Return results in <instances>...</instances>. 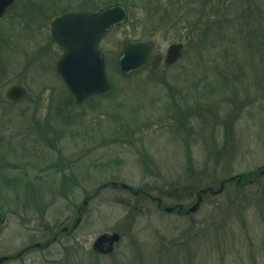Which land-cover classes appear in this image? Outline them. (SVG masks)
Masks as SVG:
<instances>
[{
	"label": "rangeland",
	"instance_id": "obj_1",
	"mask_svg": "<svg viewBox=\"0 0 264 264\" xmlns=\"http://www.w3.org/2000/svg\"><path fill=\"white\" fill-rule=\"evenodd\" d=\"M37 1L0 29V264H264V0H85L122 2L130 20L100 43L111 91L82 105L50 25L83 0ZM126 38L163 56L185 48L155 74L124 76ZM14 84L22 100L6 97ZM229 178L186 214L194 188ZM113 232V252L97 253Z\"/></svg>",
	"mask_w": 264,
	"mask_h": 264
},
{
	"label": "water",
	"instance_id": "obj_2",
	"mask_svg": "<svg viewBox=\"0 0 264 264\" xmlns=\"http://www.w3.org/2000/svg\"><path fill=\"white\" fill-rule=\"evenodd\" d=\"M11 3L12 0H0V17ZM127 21V9L121 4L109 5L96 12H70L53 20L51 39L65 51L57 62V70L78 105L90 96L103 94L110 90L111 84L106 72L105 55L99 50L98 44L109 30ZM154 47L152 40L125 39L121 44L116 61L120 73L130 75L147 67L158 69L163 56L160 53H154ZM183 48V43L171 44L164 58L165 64H174L181 57ZM26 95L27 89L20 84L11 86L6 94L7 98L13 101L20 100ZM122 187L128 188V185L123 184ZM223 190L224 183L217 190L209 188L202 190V193L206 194L209 191L221 194ZM202 200V196L199 195L196 203L188 209L186 214L196 213ZM173 210V207L165 208L167 212ZM4 220L5 213H0V223ZM80 222L81 217L73 227L76 228ZM120 239L121 235L117 232L103 233L95 240L93 249L97 253L110 254ZM7 258L1 257L0 262Z\"/></svg>",
	"mask_w": 264,
	"mask_h": 264
},
{
	"label": "flooded vegetation",
	"instance_id": "obj_3",
	"mask_svg": "<svg viewBox=\"0 0 264 264\" xmlns=\"http://www.w3.org/2000/svg\"><path fill=\"white\" fill-rule=\"evenodd\" d=\"M37 1V0H36ZM35 0H31V2L28 0H26L25 2L27 3V6H19V4L17 5V3H18V0H12V3H11V5L9 6V7H7L6 9H5V11L3 12V14H2V16L0 17V29H1V26L3 25V23H4V21H5V19H6V17L10 14V13H12V11H14L15 9V11H17V12H14V13H21V14H23V13H25V12H27L28 13V9L30 8V6L32 5H35V7H42L43 5H39L40 3H38V1L36 2ZM64 1V0H63ZM22 3V2H21ZM62 2H61V0H58V4L60 5ZM63 3H65V2H63ZM86 3H89V6H85V4ZM114 3H120V4H122V5H124L127 9H128V11H129V8H128V6L126 5V4H124V3H122V2H114ZM110 4H112V3H110ZM109 5V4H108ZM96 7V8H95ZM103 7H105V6H100V7H97V6H94V7H92L91 6V2H88V1H85V0H83V1H81L80 2V8L78 9V10H73V11H70V10H65V12L64 13H67V12H95V11H98V10H100L101 8H103ZM65 8V7H64ZM89 8H94V10H86V9H89ZM130 12V11H129ZM63 14V13H62ZM23 18V17H22ZM18 18H16V20H17ZM19 22H23V21H21V17H20V19L18 20V21H16V24H18ZM53 240H55V239H53Z\"/></svg>",
	"mask_w": 264,
	"mask_h": 264
},
{
	"label": "trees",
	"instance_id": "obj_4",
	"mask_svg": "<svg viewBox=\"0 0 264 264\" xmlns=\"http://www.w3.org/2000/svg\"><path fill=\"white\" fill-rule=\"evenodd\" d=\"M149 71H150V73H152V74H155V73L157 72V71H153V70H149ZM107 94H108V93H107ZM105 95H106V94H104V96H105ZM256 177H257L256 173H253V176H250V175H249L250 181H252V180L256 181V180H255ZM223 181H224V180H223ZM223 181H222V182H223ZM222 182H221V183H222ZM228 182H230L229 179H226V184H227ZM226 184H225V185H226ZM220 185H221V184H220ZM220 185H219V186H220ZM200 191H201L200 188H194V189L192 190V192H197V195L201 193ZM143 192L145 193V192H147V190L142 188V189L140 190V193H143ZM204 196H205V195H203V198H204Z\"/></svg>",
	"mask_w": 264,
	"mask_h": 264
}]
</instances>
